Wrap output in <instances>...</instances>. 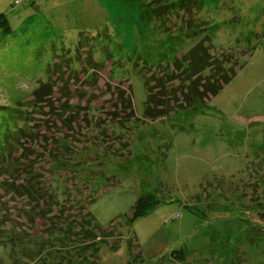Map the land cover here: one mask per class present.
<instances>
[{"label": "rangeland", "instance_id": "1", "mask_svg": "<svg viewBox=\"0 0 264 264\" xmlns=\"http://www.w3.org/2000/svg\"><path fill=\"white\" fill-rule=\"evenodd\" d=\"M0 12V104L21 108L27 159L62 208L58 228H29L27 264H264V0H0ZM204 33L240 68L196 109L145 120L144 78ZM143 192L159 202L127 222ZM0 204L20 228L34 216L13 192ZM86 207L109 237L82 236ZM180 249L184 263L170 258Z\"/></svg>", "mask_w": 264, "mask_h": 264}, {"label": "trees", "instance_id": "2", "mask_svg": "<svg viewBox=\"0 0 264 264\" xmlns=\"http://www.w3.org/2000/svg\"><path fill=\"white\" fill-rule=\"evenodd\" d=\"M1 24L5 25L3 26L5 30L9 29L3 12H0ZM215 27L214 24L209 29L212 30ZM207 34L204 33L199 37L198 41L187 49L180 58L159 67L162 70L160 76L156 73L153 76L150 74L152 76L150 79L144 78L147 92L143 111L145 120L163 118L182 110L196 109L199 103L202 105L214 97L235 75L240 68L238 59L224 50L218 52ZM35 92L37 93V91ZM122 93L119 94V99L123 106L128 107L129 110L123 111L121 114L125 121H129L135 112L132 89L129 90V95L124 98ZM15 109L16 106L13 103L0 104V187L2 189L0 195L13 192L14 197L26 198L35 211L30 220L26 219L25 229H23L13 224L9 218L5 219L2 213L6 210H3L0 204V247L10 249L12 264H27L29 255L24 248H31L29 228L37 229L39 223L51 224L58 228L59 221L62 220L60 219L62 212L58 213V217L54 209L57 211L62 208L58 207V203L47 188L43 177L35 171L30 160L27 159L26 153L29 152V148L24 143L21 144V136H23L25 129L24 126L17 124L18 113L16 110L21 108ZM32 140L35 141L36 139L32 138ZM158 202L151 193L138 194L126 213L127 222H133L146 215ZM86 203L89 204V202ZM21 215L24 216L22 213ZM76 223L79 225L84 238L86 235L97 238L99 232L103 237H109L112 234L110 229H101L94 223L88 207L84 213L78 216ZM101 236L96 242L92 241L95 249L103 240ZM129 245L131 246V243ZM170 258L176 263H184L187 259L183 249L171 251Z\"/></svg>", "mask_w": 264, "mask_h": 264}]
</instances>
